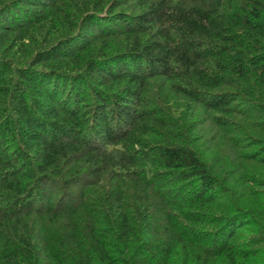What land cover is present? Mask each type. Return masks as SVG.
<instances>
[{"label": "trees", "instance_id": "obj_1", "mask_svg": "<svg viewBox=\"0 0 264 264\" xmlns=\"http://www.w3.org/2000/svg\"><path fill=\"white\" fill-rule=\"evenodd\" d=\"M262 43L264 0H0V264H264Z\"/></svg>", "mask_w": 264, "mask_h": 264}, {"label": "bare ground", "instance_id": "obj_2", "mask_svg": "<svg viewBox=\"0 0 264 264\" xmlns=\"http://www.w3.org/2000/svg\"><path fill=\"white\" fill-rule=\"evenodd\" d=\"M24 2V1H23ZM124 2V1H123ZM151 3V2H150ZM163 3V2H162ZM121 4V3H120ZM76 5V4H75ZM85 5V4H84ZM86 5H87V3H86ZM124 5H126V4H124ZM129 5V4H128ZM119 6H121V5H119ZM143 6H145V5H143ZM77 7V6H76ZM81 7V6H80ZM137 7V6H136ZM27 8V7H26ZM86 8V7H85ZM23 9V8H22ZM31 9H33V8H31ZM136 9H138V8H136ZM30 10V9H29ZM31 11V10H30ZM126 11V10H125ZM138 11V10H137ZM64 12V11H63ZM81 12V11H80ZM120 12V11H119ZM134 13V12H133ZM137 13V12H136ZM3 14V13H2ZM39 14V13H38ZM74 14V13H73ZM72 14V15H73ZM131 14V13H130ZM129 16V15H128ZM128 16H127V18H128ZM37 17V16H36ZM41 17V16H40ZM25 18V17H24ZM16 19V18H15ZM106 19V18H105ZM131 20V19H130ZM58 22H60V20L58 21ZM133 22V21H132ZM4 23V22H3ZM57 23V22H56ZM10 24V23H9ZM102 25V24H101ZM11 26V25H10ZM9 26V27H10ZM25 26V25H24ZM30 27V26H29ZM39 27V26H38ZM53 27H54V23H53ZM16 28V27H15ZM28 28V27H27ZM31 28V27H30ZM34 28V27H33ZM54 29H56V28H54ZM16 30H18V29H16ZM36 30V29H35ZM50 30V29H49ZM102 31V30H101ZM110 32V31H109ZM51 33V32H50ZM117 33V32H116ZM183 33V32H182ZM26 34V33H25ZM8 35H9V33H8ZM11 35V34H10ZM59 35V34H58ZM109 35V34H108ZM14 36V35H13ZM38 36H40V35H38ZM122 37H123V34H122ZM171 37V36H170ZM97 38V37H96ZM103 38V37H102ZM188 38V37H187ZM109 39H110V37H109ZM40 40H42V39H40ZM53 40H56L55 38L53 39ZM95 40V39H94ZM116 40V39H115ZM128 40H130V39H128ZM4 42V41H3ZM121 42V41H120ZM119 42V43H120ZM259 42V41H258ZM48 43V42H47ZM53 43V42H52ZM95 43V42H94ZM98 43V42H97ZM97 43H96V45H97ZM111 43H112V41H111ZM8 44V43H7ZM30 44V43H29ZM38 44V43H37ZM49 44V43H48ZM104 44V43H103ZM262 44H264V43H262ZM16 45V44H15ZM53 45V44H52ZM119 45V44H118ZM32 46V45H31ZM31 46H29V47H31ZM120 46V45H119ZM257 46V45H256ZM263 46V45H262ZM3 47V46H2ZM1 47V48H2ZM27 46H24V48H26ZM42 47V46H41ZM46 47V46H45ZM48 47V46H47ZM62 48V47H61ZM112 48V47H111ZM27 50V49H26ZM2 50H0V52H1ZM25 51V50H24ZM6 52V51H5ZM26 52V51H25ZM27 53V52H26ZM38 55V54H37ZM42 55V54H41ZM51 55V54H50ZM60 55V54H59ZM28 56V55H27ZM48 56V55H47ZM122 56V55H121ZM30 57V56H29ZM51 57V56H50ZM59 57V56H58ZM28 58V57H27ZM24 59V58H23ZM26 59V58H25ZM32 59V58H31ZM40 59V58H39ZM59 59V58H58ZM66 59V58H65ZM68 59V58H67ZM47 61V60H46ZM51 61V60H50ZM25 63H26V61H25ZM63 63V62H62ZM71 63H73V61L71 62ZM2 64V63H1ZM37 64V63H36ZM12 65V64H11ZM19 65V64H18ZM65 65H67V64H65ZM69 65V64H68ZM6 66H7V64H6ZM53 66V65H52ZM127 66V65H126ZM32 67V66H31ZM129 67V66H128ZM13 68V67H12ZM67 68V67H66ZM27 69V68H26ZM60 69V68H59ZM7 70V69H6ZM14 70V69H13ZM18 70V69H17ZM70 70V69H69ZM20 71V70H19ZM77 71V70H76ZM116 71V70H115ZM7 72V71H6ZM70 72V71H69ZM107 72V71H106ZM120 72V71H119ZM4 73V72H3ZM82 73H83V71H82ZM10 74H12V73H10ZM45 74V73H44ZM51 74V73H50ZM70 74V73H69ZM84 74V73H83ZM90 74V73H89ZM112 74V73H111ZM3 75V74H2ZM25 75V74H24ZM61 75H62V73H61ZM113 75H114V73H113ZM42 76V75H41ZM82 76V75H81ZM90 76V75H89ZM3 77H4V75H3ZM29 77V76H28ZM63 77V76H62ZM83 77H85V76H83ZM99 77V76H98ZM116 77V76H115ZM15 78H16V76H15ZM61 78V77H60ZM106 78V77H105ZM126 78V77H125ZM3 79V78H2ZM29 79V78H28ZM72 79V78H71ZM86 79H87V77H86ZM96 79H97V77H96ZM95 79V80H96ZM91 80V79H90ZM90 80H88V81H90ZM93 80V79H92ZM117 80V79H116ZM19 81V80H18ZM82 81V80H81ZM87 81V80H86ZM95 82V81H94ZM106 82H107V80H106ZM16 83V82H15ZM62 83V82H61ZM78 83V82H77ZM82 83H84V82H82ZM90 83V82H89ZM63 84V83H62ZM70 84V83H69ZM85 84V83H84ZM91 84H92V82H91ZM100 84V83H99ZM103 84H104V82H103ZM87 85V84H86ZM54 86V85H53ZM75 86H76V84H75ZM79 86V85H78ZM81 86V85H80ZM91 86V85H90ZM104 86V85H103ZM50 87V86H49ZM52 87V86H51ZM69 87V86H68ZM83 87V86H82ZM86 87H89V86H86ZM92 87V86H91ZM97 87V86H96ZM75 89V88H74ZM91 89V88H90ZM98 89V88H97ZM27 90V89H26ZM67 90V89H66ZM81 90V89H80ZM82 90H84L83 88H82ZM95 90V89H94ZM100 90V89H99ZM102 90V89H101ZM37 91V90H36ZM59 91V90H58ZM91 91V90H90ZM30 92V91H29ZM84 92H86V91H84ZM103 92H104V90H103ZM109 92V91H108ZM107 92V93H108ZM25 93V92H24ZM28 93V92H27ZM104 93H106V92H104ZM112 92L110 91V94H111ZM20 94V93H19ZM22 94V93H21ZM34 94V93H33ZM29 95V94H28ZM112 95V94H111ZM110 95V96H111ZM31 96V95H30ZM36 96V95H35ZM109 96V95H108ZM16 97V96H15ZM24 97V96H23ZM34 97V96H33ZM38 97V96H37ZM112 98V97H111ZM30 99H32V98H30ZM39 98H37V100H38ZM2 100V99H1ZM36 100V101H37ZM40 100V99H39ZM38 100V101H39ZM107 100V99H106ZM16 101V100H15ZM37 101V102H38ZM41 101V100H40ZM70 101H72V100H70ZM99 101V100H98ZM110 101V100H109ZM3 102H4V100H3ZM2 102V103H3ZM45 102V101H44ZM113 102V101H112ZM80 103V102H79ZM107 103H108V101H107ZM137 103V102H136ZM4 104V103H3ZM12 104V103H11ZM92 104V103H91ZM112 104V103H111ZM110 104V105H111ZM114 104V103H113ZM123 104H125V103H123ZM122 104V105H123ZM140 104V103H139ZM221 104H223V103H221ZM1 105V104H0ZM229 105V104H228ZM5 106V105H4ZM90 106V105H89ZM121 106V105H120ZM140 106V105H139ZM222 106V105H221ZM25 107V106H24ZM29 107V106H28ZM72 107H73V105H72ZM138 107V106H137ZM26 108H27V106H26ZM93 108V107H92ZM108 108V107H107ZM12 109V108H11ZM34 109V108H33ZM79 109V108H78ZM108 109H110V108H108ZM77 110V109H76ZM80 110V109H79ZM84 110V109H83ZM26 111V110H25ZM106 111V110H105ZM116 111V110H115ZM2 112V111H1ZM82 112V111H81ZM80 112V113H81ZM100 112V111H99ZM108 112V111H107ZM90 113V112H89ZM78 114V113H77ZM113 114V113H112ZM88 115V114H87ZM92 115V114H91ZM108 115H110V114H108ZM116 115V114H115ZM120 115V114H119ZM78 116V115H77ZM89 116V115H88ZM96 116V115H95ZM97 116H99L98 114H97ZM114 116V115H113ZM87 117V116H86ZM90 117V116H89ZM88 117V118H89ZM94 117V116H93ZM84 118V117H83ZM82 118V119H83ZM117 119H118V117H117ZM80 120H81V118H80ZM88 121V120H87ZM54 122V121H53ZM81 122V121H80ZM79 122V123H80ZM1 124V123H0ZM58 124V123H57ZM71 124V123H70ZM84 124V123H83ZM108 124V123H107ZM120 124V123H119ZM85 125V124H84ZM83 125V126H84ZM130 125V124H129ZM79 126V125H78ZM82 126V125H81ZM123 126H125L124 124H123ZM69 126H67V128H68ZM70 127H71V125H70ZM80 127V126H79ZM122 127V126H121ZM13 127H10V129H12ZM16 128V127H15ZM14 128V129H15ZM64 128V127H63ZM5 129V128H4ZM71 129V128H70ZM74 129V128H73ZM134 129V128H133ZM137 129V128H136ZM13 130V129H12ZM16 130V129H15ZM14 132V131H13ZM73 133V132H72ZM5 134V133H4ZM7 135H9V134H7ZM91 135V134H90ZM11 136V135H10ZM73 136V135H72ZM94 136V135H93ZM8 137V136H7ZM16 138V137H15ZM5 139H6V137H5ZM9 139H11V137L9 138ZM51 139V138H50ZM7 140V139H6ZM14 140V139H13ZM72 140V139H71ZM98 140V139H97ZM10 141H12V140H10ZM61 141V140H60ZM145 141V140H144ZM201 141V140H200ZM8 142V141H7ZM15 142H17V141H15ZM53 142H55V141H53ZM91 142H92V140H91ZM97 142V141H96ZM181 142V141H180ZM179 142V143H180ZM188 142V141H187ZM1 143V142H0ZM145 143H149L148 141L147 142H145ZM178 143V145L180 146V144ZM201 143V142H200ZM205 143V142H204ZM150 144V143H149ZM148 144V145H149ZM182 144V143H181ZM184 144V143H183ZM197 144L199 145V143L197 142ZM13 145H14V143H13ZM143 145V144H142ZM174 145V144H173ZM176 145H177V143H176ZM188 145H190V144H188ZM192 145V144H191ZM146 145H144V147H145ZM184 146H186L185 144L183 145V147ZM196 146V145H195ZM202 146V145H201ZM149 147V146H148ZM161 147V146H160ZM177 147V146H176ZM194 147V146H193ZM203 147V146H202ZM201 147V148H202ZM207 147V146H206ZM221 147V146H220ZM141 148V147H140ZM175 148V147H174ZM199 148V147H198ZM153 149H155V148H153ZM157 149V148H156ZM155 149V151H156V153H157V150ZM160 149V148H159ZM164 148H162V150H163ZM149 150V149H148ZM166 150H167V148H166ZM196 150V149H195ZM143 151V150H142ZM159 151V150H158ZM195 152V151H194ZM197 152V151H196ZM149 153V152H148ZM151 153V152H150ZM146 154V153H145ZM158 154H159V152H158ZM195 154V153H194ZM213 154H215V153H213ZM142 155V154H141ZM147 155V154H146ZM153 155V154H152ZM164 155V154H163ZM199 155H200V153H199ZM205 155V154H204ZM216 155V154H215ZM149 156V155H148ZM213 156V155H212ZM211 156V157H212ZM77 157V156H76ZM143 157V156H142ZM154 157V156H153ZM159 157H160V155H159ZM166 157H168V156H166ZM247 157H249V156H247ZM161 158H162V156H161ZM196 158V157H195ZM213 158H215V157H213ZM244 158H246V157H244ZM253 158V157H252ZM156 159V158H155ZM211 159V158H210ZM216 159V158H215ZM214 159V160H215ZM248 159V158H247ZM160 160V159H159ZM164 160V159H163ZM167 160V159H166ZM196 160V159H195ZM212 160V159H211ZM86 161V160H85ZM161 161V160H160ZM218 161V160H217ZM219 161H222V160H219ZM197 162V161H196ZM199 162V161H198ZM165 163V165H166V162H164ZM200 163V162H199ZM263 163V162H262ZM148 164H150V163H148ZM161 164V163H160ZM236 164H238V163H236ZM19 165H21V164H19ZM158 165H159V163H158ZM260 165V164H259ZM156 166V165H155ZM160 166V165H159ZM162 166H164V165H162ZM85 167V166H84ZM83 167V168H84ZM87 165H86V168H84V169H87ZM250 167V166H249ZM82 168V169H83ZM159 168V167H158ZM36 169V168H35ZM233 169V168H232ZM262 169V168H261ZM88 170V169H87ZM86 170V171H87ZM84 171V170H83ZM89 171V170H88ZM227 171H229V169H227ZM233 171V170H232ZM237 170H235V172H236ZM242 171V170H241ZM249 171H250V169H249ZM8 172V171H7ZM240 172V171H239ZM262 172V171H261ZM43 173V172H42ZM7 174V173H6ZM47 174V173H46ZM159 174V173H158ZM33 175H35V173L33 174ZM43 175V174H42ZM41 175V176H42ZM229 175H231V173L229 174ZM37 176V175H36ZM49 176V175H48ZM108 176V175H107ZM35 177V176H34ZM34 177H33V179H34ZM49 178H50V176H49ZM44 179V178H43ZM223 181V180H222ZM41 182V181H40ZM30 184H32V183H30ZM30 184H29V186H30ZM37 184V183H36ZM40 184V183H39ZM167 184V183H166ZM28 185V184H27ZM35 186V185H34ZM159 186V185H158ZM166 186V185H165ZM40 187V186H39ZM29 189H30V187H28ZM37 188V187H36ZM39 189V188H38ZM160 189V188H159ZM166 189V188H165ZM31 191H33V190H31ZM31 191H29V192H31ZM11 192V191H10ZM33 193V192H32ZM34 194H35V192H34ZM11 195V194H10ZM14 195V194H13ZM30 195V194H29ZM15 196H17V195H15ZM18 197V196H17ZM23 197V196H22ZM16 198V197H15ZM29 198V197H28ZM10 199V198H9ZM14 199V198H13ZM19 199V198H18ZM17 199V200H18ZM21 199V198H20ZM23 199V198H22ZM25 199V198H24ZM27 199V198H26ZM19 202V201H18ZM207 202V201H206ZM210 202V201H209ZM16 204V203H15ZM20 204V203H19ZM209 204H211V202L209 203ZM9 205V204H8ZM8 207V206H7ZM13 208V207H12ZM19 208V207H18ZM12 211V210H11ZM4 213H5V211H4ZM18 213V212H17ZM15 214V213H14ZM13 214V215H14ZM259 218H260V216H258ZM257 216H256V218H258ZM258 218V219H259ZM263 219V218H262ZM20 222V221H19ZM263 222V221H262ZM16 227V226H15ZM17 231V230H16ZM140 251V250H139ZM87 262V261H86ZM90 262V261H89ZM98 263V262H97ZM19 264V263H18ZM28 264V263H27ZM92 264H93V262H92ZM96 264V263H95ZM99 264V263H98Z\"/></svg>", "mask_w": 264, "mask_h": 264}]
</instances>
